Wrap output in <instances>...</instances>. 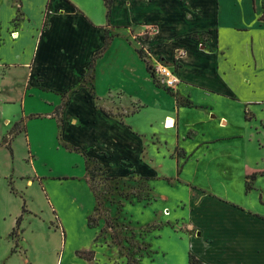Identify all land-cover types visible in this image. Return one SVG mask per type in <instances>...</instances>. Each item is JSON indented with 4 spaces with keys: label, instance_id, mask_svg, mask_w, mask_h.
Returning <instances> with one entry per match:
<instances>
[{
    "label": "rangeland",
    "instance_id": "obj_1",
    "mask_svg": "<svg viewBox=\"0 0 264 264\" xmlns=\"http://www.w3.org/2000/svg\"><path fill=\"white\" fill-rule=\"evenodd\" d=\"M21 1L20 8V0H0L4 28L10 14L17 15L16 24L21 11L29 15L31 26L39 23L45 0ZM71 1L83 13L89 12L92 23L106 19L104 0ZM91 37L98 40L97 35ZM137 41L129 31L110 41L95 61V96L89 89L72 92L61 118L55 113L57 105L70 98L56 93L43 99L29 96L25 109L15 98L6 104L5 116L0 111V264H26L27 258L34 264H52L56 253L67 257L77 250L92 251L94 257L96 252L118 256L122 264H187L189 252L231 262L218 245L214 252L198 241L203 233L194 239L181 217L192 220L187 206L195 190L249 206L261 204L264 173L256 176L248 171L256 163L264 167V68L256 77L257 88L229 79L234 93L261 101L246 105L241 99H222L218 108L229 117L227 128L207 121L199 111L187 116L196 130L238 137L207 147L199 144L201 135L186 133L187 138L180 140L186 154L176 144L175 128L165 127L164 121L163 126L153 123L155 111L168 113L173 98L159 89L163 86H153L136 51ZM13 45L8 44L10 51ZM84 79L90 88L91 78ZM140 99L147 105L140 108ZM101 106L111 109L105 108L110 115L127 118L139 137L104 120ZM4 117L10 123H4ZM112 145L115 151H101ZM251 174L254 177L247 178ZM21 217L20 228L11 234Z\"/></svg>",
    "mask_w": 264,
    "mask_h": 264
},
{
    "label": "crops",
    "instance_id": "obj_2",
    "mask_svg": "<svg viewBox=\"0 0 264 264\" xmlns=\"http://www.w3.org/2000/svg\"><path fill=\"white\" fill-rule=\"evenodd\" d=\"M47 1L44 2L45 9L39 11L38 24L33 23L31 26L29 15L23 11L16 24L14 20L17 15L14 17L10 14L4 25L6 28L0 19V111H4L3 116L6 104L14 103L15 98H20L19 102L25 109L29 96L38 95L43 99L55 95L53 93L62 96L68 93V101L71 102L72 87L75 88V94L86 92L87 89L90 91L86 85L80 84V78L87 71L95 53L104 46L106 32L112 35L111 40L121 32H131L138 40V54L137 48L141 47L151 63L162 61L173 69L176 78L173 88L175 95L157 86L148 69L147 72L155 84L153 86L163 89L173 98L168 113L162 109L155 111L153 123L163 126V121L165 125L166 119H173L175 124L170 128H175L178 147L182 146L180 140L184 139V135L186 137V133L201 135L199 144L207 147L220 140L228 141L238 137L234 134L210 135L204 130H196L194 122L187 120L189 112L199 111L207 121H217L218 127L227 128L229 117L220 113L218 108L223 104L222 99H241L246 105L261 101L260 98L234 93L229 86V79L236 78L251 88L258 86L256 77L259 70L264 68V20L259 19L264 10V2L113 0L111 15L107 16L106 11L105 20L93 19L92 23L87 17L92 18L89 12L84 11V14L71 0H50L46 12ZM20 3L21 8V0ZM77 24L85 31L80 32L82 28L77 29ZM91 34L97 35L98 40L92 38ZM10 42L15 43L11 51L8 46ZM93 44L96 46L93 47ZM85 51L87 56H84ZM139 57L146 63L140 54ZM77 66H80L77 70L79 72L75 73ZM94 79L95 73L90 87L91 83L94 86ZM112 94L108 92L110 97ZM256 94L257 91L252 95ZM142 102L140 99V108L147 105ZM69 104L63 108L64 111ZM100 112L103 115L101 117L109 124L116 125L118 130H125L134 138L139 137L137 128L131 126L127 118L123 121ZM3 120L4 123H10L9 117ZM114 148L115 145H112L101 151L106 154L115 151ZM183 150L187 154L185 148ZM105 157H101L100 161L105 160ZM255 166L248 174L254 172L257 176L259 172L264 173V167L258 163ZM191 196L187 212L192 220L188 221L184 216L181 220H186L184 225L187 230H193L194 239L203 233V238L198 241L205 244L206 249L212 247L214 252L218 245L221 252L228 254L231 260L228 264H264V198H261V204L249 206L206 190H195ZM203 228L205 231H202ZM194 253L189 252V255H194L204 264H227L219 257L211 261ZM111 257L96 252L95 257L88 260L77 253L68 254L67 257L64 253H56L52 264H122L118 256ZM28 259L26 264H34Z\"/></svg>",
    "mask_w": 264,
    "mask_h": 264
},
{
    "label": "trees",
    "instance_id": "obj_3",
    "mask_svg": "<svg viewBox=\"0 0 264 264\" xmlns=\"http://www.w3.org/2000/svg\"><path fill=\"white\" fill-rule=\"evenodd\" d=\"M104 1H105V4H106V7H107V16H110V15H111V11H112L113 0H104ZM49 4H50V0H48L47 3H46V12H47V9H48V7H49ZM263 7H264V6H263ZM18 12H20L19 9H18ZM16 19H17V18H16ZM16 19H15V20H16ZM259 19H260V20H264V10H263L262 14L260 15V18H259ZM144 36H147V34H145ZM111 37H112V35H110L108 32H106V36H105V44H104V46L102 47L101 50H99L98 52L95 53L94 57L92 58L90 64H89L88 67H87V71L81 75V78H80V84H81V85H85V84H84V83H85V79H84V78H85L86 76H89L90 78H93V77H94V73H93V72H94V68H95V67H94V66H95V61H96V59H97L98 57H100V56L103 54V52L105 51V49L109 46V43H110V41H111ZM137 50H138L140 56L146 61V63H147V69H148L150 75L152 76L153 81L155 82V84H156L157 86H159V85L163 86V88H164L166 91H168L169 93L175 95L174 92H173V88H172V87H169V86H167V85H164V84L160 83V81H159V79L157 78V75H156V73H155V71H154L153 65H152V63L150 62V60L147 59V56L145 55L144 50H143L141 47H140V48H137ZM93 89H94V86H93V84L91 83L90 92H91V94H92V97L95 96V93L93 92ZM73 91H75V88L72 89V92H73ZM67 94H68V93H67ZM67 94L64 95V96L67 97V98H69V96H68ZM67 101H68V100L65 99V101L62 103V105H60V106L57 108L56 113H57V115L59 116V118H61V114H62V112H63V108H64L65 104H67ZM100 110H101L103 113H105L106 115H110V114H111L109 111H107V110H106L105 108H103L102 106L100 107ZM62 123H63V122H61V124H62ZM74 149L77 150V151H79V150H80V147H79V146H74ZM83 155L86 156V158L88 157V159H90V160H91V159H92V160H95V158H94L93 156H88V155H87L86 153H84V152H83ZM113 177H116V176H113ZM252 177H254V175H252V176H250V177H248V178H252ZM146 178H148V177H146ZM247 188H250V184H249V183H247ZM21 219H22V217L19 218V219L17 220V222H16V226L13 228L11 234L14 233V231H15L16 229L20 228V222H21ZM76 253H77L79 256H81V257H83V258H86V259H88V260H91V259H93V257H94V253H93L92 251H81V250H77ZM189 262H190V264H204L200 259L196 258V257H195L194 255H192V254L189 255Z\"/></svg>",
    "mask_w": 264,
    "mask_h": 264
},
{
    "label": "built area",
    "instance_id": "obj_4",
    "mask_svg": "<svg viewBox=\"0 0 264 264\" xmlns=\"http://www.w3.org/2000/svg\"><path fill=\"white\" fill-rule=\"evenodd\" d=\"M153 68L156 75L160 76V80L162 79L163 82L162 84L174 88L176 84V78L174 77L173 69L169 68L166 63L161 61H158L156 64H154ZM167 124H168V120L166 119L165 126L169 127Z\"/></svg>",
    "mask_w": 264,
    "mask_h": 264
},
{
    "label": "bare ground",
    "instance_id": "obj_5",
    "mask_svg": "<svg viewBox=\"0 0 264 264\" xmlns=\"http://www.w3.org/2000/svg\"><path fill=\"white\" fill-rule=\"evenodd\" d=\"M174 124H175V121H174L173 119L169 118V119H168V124H167V125H168L169 127H171V126H174Z\"/></svg>",
    "mask_w": 264,
    "mask_h": 264
}]
</instances>
